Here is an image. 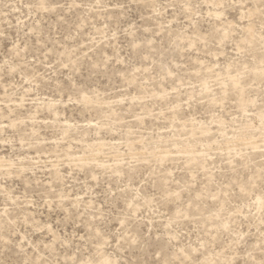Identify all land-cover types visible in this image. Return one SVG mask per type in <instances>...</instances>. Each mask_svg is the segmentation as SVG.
<instances>
[{
    "label": "rangeland",
    "instance_id": "obj_1",
    "mask_svg": "<svg viewBox=\"0 0 264 264\" xmlns=\"http://www.w3.org/2000/svg\"><path fill=\"white\" fill-rule=\"evenodd\" d=\"M264 0H0V264H259Z\"/></svg>",
    "mask_w": 264,
    "mask_h": 264
},
{
    "label": "snow or ice",
    "instance_id": "obj_2",
    "mask_svg": "<svg viewBox=\"0 0 264 264\" xmlns=\"http://www.w3.org/2000/svg\"><path fill=\"white\" fill-rule=\"evenodd\" d=\"M259 264H264V259H261V260L259 261Z\"/></svg>",
    "mask_w": 264,
    "mask_h": 264
}]
</instances>
